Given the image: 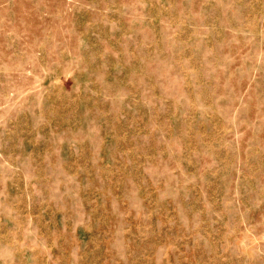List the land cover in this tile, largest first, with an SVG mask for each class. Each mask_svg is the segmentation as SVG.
I'll return each mask as SVG.
<instances>
[{
    "label": "rangeland",
    "instance_id": "rangeland-1",
    "mask_svg": "<svg viewBox=\"0 0 264 264\" xmlns=\"http://www.w3.org/2000/svg\"><path fill=\"white\" fill-rule=\"evenodd\" d=\"M0 264H264V0H0Z\"/></svg>",
    "mask_w": 264,
    "mask_h": 264
}]
</instances>
